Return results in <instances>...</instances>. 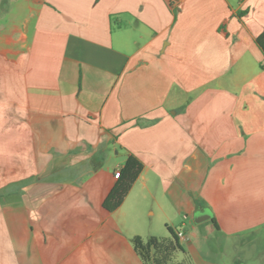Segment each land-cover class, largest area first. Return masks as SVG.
Masks as SVG:
<instances>
[{
  "label": "crops",
  "instance_id": "obj_1",
  "mask_svg": "<svg viewBox=\"0 0 264 264\" xmlns=\"http://www.w3.org/2000/svg\"><path fill=\"white\" fill-rule=\"evenodd\" d=\"M263 31L264 0H0V264H144L126 224L147 195L211 215L225 262L181 222L189 264H264ZM129 155L143 169L108 212Z\"/></svg>",
  "mask_w": 264,
  "mask_h": 264
},
{
  "label": "rangeland",
  "instance_id": "obj_2",
  "mask_svg": "<svg viewBox=\"0 0 264 264\" xmlns=\"http://www.w3.org/2000/svg\"><path fill=\"white\" fill-rule=\"evenodd\" d=\"M11 1V0H10ZM124 161V156L118 152V155H109V157L104 158V160H100L101 166H105L109 168L110 172L112 173L114 170V167L116 164H121ZM117 171V170H116ZM78 182H83L82 177L78 178ZM139 184L136 185L135 189L132 191V197L131 199L139 192ZM57 189L62 193L65 194H72V192H78V193H92L95 188L97 187L96 184H90L86 185V189L83 191H77L78 187L76 184L70 183L67 184H61ZM153 191L156 195V198L160 199V188L153 187ZM83 203H85L84 199L82 200ZM26 204L29 206V208H33L32 202H26ZM91 204V203H90ZM150 205H152L154 214H150V210L145 211L146 208H148ZM144 210L140 212L137 219L134 218H128L126 227L129 229V233H138L141 238H148L149 236H153L158 239L167 238L169 237L168 231L166 230L167 226L172 227L173 230L178 229L181 225V222H186V226L182 229L185 230L187 237L189 238L191 244L195 246L200 245V250L202 252V255L206 258L212 261V259L215 261L214 258L221 257L223 258V261L225 262V256L223 254V248L225 244V239L220 235H216L211 231V223L204 222L202 224H195L193 223V218L195 215L200 213L201 211H196L194 214V217L192 218L191 215L187 216L189 217V220L184 219L182 217H176L172 218V211L169 209L167 210H159L157 206L152 202L151 197L147 195L145 204L143 205ZM204 212H209L207 208L204 209ZM208 215V214H203ZM211 216V215H209ZM196 216L195 218H197ZM210 228V229H209ZM193 232L195 235H193ZM185 250H187L188 245L186 243H182ZM204 246V249H203ZM230 254V252H229ZM226 258H228L226 256ZM189 264L190 260L189 258L184 255L182 252H175L172 256L170 264ZM194 264V263H193Z\"/></svg>",
  "mask_w": 264,
  "mask_h": 264
},
{
  "label": "trees",
  "instance_id": "obj_3",
  "mask_svg": "<svg viewBox=\"0 0 264 264\" xmlns=\"http://www.w3.org/2000/svg\"><path fill=\"white\" fill-rule=\"evenodd\" d=\"M255 43L264 55V31L256 38ZM142 169L143 164L135 156L129 155L126 158L123 166L115 174V184L102 204L106 211L113 212L122 204ZM212 223L217 228L214 220ZM167 231L169 237L166 239L155 237L145 241L140 237L132 239L134 251L144 264H170L175 252L184 253L177 233L169 227Z\"/></svg>",
  "mask_w": 264,
  "mask_h": 264
},
{
  "label": "water",
  "instance_id": "obj_4",
  "mask_svg": "<svg viewBox=\"0 0 264 264\" xmlns=\"http://www.w3.org/2000/svg\"><path fill=\"white\" fill-rule=\"evenodd\" d=\"M209 218H210L209 215H201V216H199V217H197V218L195 219V223H196V224L202 223V222H204L205 220H208Z\"/></svg>",
  "mask_w": 264,
  "mask_h": 264
},
{
  "label": "built area",
  "instance_id": "obj_5",
  "mask_svg": "<svg viewBox=\"0 0 264 264\" xmlns=\"http://www.w3.org/2000/svg\"><path fill=\"white\" fill-rule=\"evenodd\" d=\"M178 239L184 240V235L182 232H177Z\"/></svg>",
  "mask_w": 264,
  "mask_h": 264
}]
</instances>
